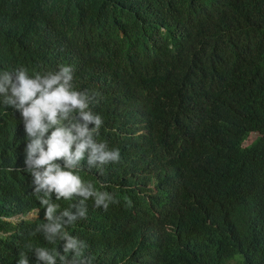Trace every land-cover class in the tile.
Segmentation results:
<instances>
[{
    "label": "trees",
    "instance_id": "1",
    "mask_svg": "<svg viewBox=\"0 0 264 264\" xmlns=\"http://www.w3.org/2000/svg\"><path fill=\"white\" fill-rule=\"evenodd\" d=\"M62 66L102 123L30 131L17 74ZM0 86V264H264V0H0Z\"/></svg>",
    "mask_w": 264,
    "mask_h": 264
},
{
    "label": "clouds",
    "instance_id": "2",
    "mask_svg": "<svg viewBox=\"0 0 264 264\" xmlns=\"http://www.w3.org/2000/svg\"><path fill=\"white\" fill-rule=\"evenodd\" d=\"M72 79V68L70 66H62L60 70L56 73H50L46 77H41L36 75L35 78H29L26 70L21 69L17 74V84L12 85V92L14 95L19 97L20 104L23 105L30 102L29 107L24 109V115L30 117L29 130L39 129L41 132L45 130V125L42 120L46 117L51 123H56L57 110L67 111L68 105L72 107L81 109V114L85 121L94 122L97 127L102 123L101 117L99 115L93 116L89 112H84L83 110L87 108V102L84 96L74 90H70L68 83ZM8 80L7 74L5 75V81ZM63 81V82H61ZM4 88L0 86V92H3ZM77 131L79 136H84L87 133L86 127H78ZM77 139L71 132L59 129L53 133L52 138L49 140V150L47 153H41L40 159L36 161L38 165L49 164L54 158L68 155L69 148L72 142ZM90 144L91 141H85L78 145L76 156L79 157L83 151L85 144ZM102 147V146H101ZM94 151H97L95 145H93ZM35 150V149H34ZM119 155V150L108 153H102L100 159L104 161L107 158L116 160ZM53 166H49V172L52 170ZM47 176V183H51L57 187L58 190L65 188L72 189L76 184L79 183L78 179L72 176L70 173L59 172L52 176L45 174ZM102 202V198L97 200V204ZM107 208V205H105ZM41 210H35L29 213L27 216H18L10 221L14 223V220L19 218L22 219L19 222H33L40 219ZM38 214V219L30 220L27 219L28 216ZM33 217V216H32ZM21 264H26L22 261Z\"/></svg>",
    "mask_w": 264,
    "mask_h": 264
},
{
    "label": "rangeland",
    "instance_id": "3",
    "mask_svg": "<svg viewBox=\"0 0 264 264\" xmlns=\"http://www.w3.org/2000/svg\"><path fill=\"white\" fill-rule=\"evenodd\" d=\"M258 137V135L257 134H253L249 139H248V141L246 142V145H248V144H250L251 142H253L254 140H256V138ZM33 216V217H32ZM30 217V218H29ZM30 219V220H35V219H38V214H33V215H30V216H28L27 217V219ZM22 219H19V218H17V219H15L14 220V223L15 222H19V221H21Z\"/></svg>",
    "mask_w": 264,
    "mask_h": 264
}]
</instances>
